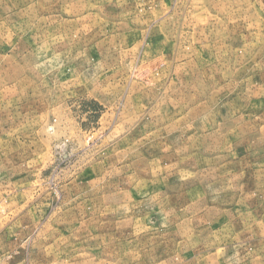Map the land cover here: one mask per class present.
<instances>
[{"label":"rangeland","instance_id":"374dc122","mask_svg":"<svg viewBox=\"0 0 264 264\" xmlns=\"http://www.w3.org/2000/svg\"><path fill=\"white\" fill-rule=\"evenodd\" d=\"M0 264H264V0H0Z\"/></svg>","mask_w":264,"mask_h":264}]
</instances>
